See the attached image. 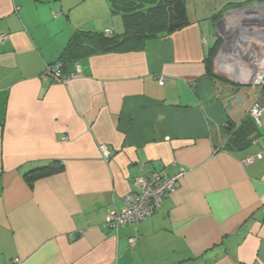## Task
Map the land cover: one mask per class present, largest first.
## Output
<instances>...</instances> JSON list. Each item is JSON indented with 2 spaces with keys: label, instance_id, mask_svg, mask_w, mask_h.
I'll return each instance as SVG.
<instances>
[{
  "label": "crops",
  "instance_id": "obj_1",
  "mask_svg": "<svg viewBox=\"0 0 264 264\" xmlns=\"http://www.w3.org/2000/svg\"><path fill=\"white\" fill-rule=\"evenodd\" d=\"M187 11L182 30L69 63L83 75L61 83L42 75L73 35L122 34V16L110 0H0V264H264V116L238 132L264 106V0ZM219 40L211 70L229 84L207 70ZM55 161L61 172L25 179ZM181 170L158 213L105 226L138 178Z\"/></svg>",
  "mask_w": 264,
  "mask_h": 264
},
{
  "label": "trees",
  "instance_id": "obj_2",
  "mask_svg": "<svg viewBox=\"0 0 264 264\" xmlns=\"http://www.w3.org/2000/svg\"><path fill=\"white\" fill-rule=\"evenodd\" d=\"M189 0H110L112 11L122 16L125 30L122 34H111L91 31H78L71 38L65 51L55 64H60L61 73L67 77L71 72L67 70L69 63H78L86 57L102 55L111 52H130L144 48L146 43L153 39L163 38L187 27L189 22L187 2ZM234 5L225 6L213 17L217 21L233 8ZM219 40L210 49L208 57V73L216 80L229 84V81L220 79L212 73V63L215 54L220 48ZM54 64V65H55ZM251 121V122H250ZM238 132L257 129L252 117ZM234 124L229 122V132L234 133ZM241 135V133H239ZM245 148L251 144L246 138H242ZM61 164L55 161L45 167L30 171L25 179L34 183L38 179L48 177L62 171Z\"/></svg>",
  "mask_w": 264,
  "mask_h": 264
},
{
  "label": "built area",
  "instance_id": "obj_3",
  "mask_svg": "<svg viewBox=\"0 0 264 264\" xmlns=\"http://www.w3.org/2000/svg\"><path fill=\"white\" fill-rule=\"evenodd\" d=\"M111 35L109 31L105 32ZM5 37L0 38V44ZM206 43V40H205ZM81 67L78 65L76 72L65 77L61 73L60 64L48 66L42 75L44 81H55L65 83L70 79L80 78L82 76ZM257 83L264 84V75L257 77ZM160 85H164L165 78L161 77ZM251 117L261 126V119L264 116V106L255 103L251 109ZM100 150L106 159H109L111 152L107 146L101 145ZM257 156L248 157L243 161L244 165H253ZM185 171L181 170L177 175L172 177L164 176L159 172H150L141 176L136 181V190L125 198L126 206L122 211H111L107 217L105 226L111 230L118 231L126 226L135 225L147 220L161 210L164 199L171 193L175 192L177 184L185 175ZM129 244L133 248L136 245V238L131 237ZM11 264H19V260L15 259Z\"/></svg>",
  "mask_w": 264,
  "mask_h": 264
},
{
  "label": "water",
  "instance_id": "obj_4",
  "mask_svg": "<svg viewBox=\"0 0 264 264\" xmlns=\"http://www.w3.org/2000/svg\"><path fill=\"white\" fill-rule=\"evenodd\" d=\"M235 101H236L235 97L230 98V99L228 100V103H227L228 106L231 107L232 103L235 102ZM239 101H240V102L242 101L241 98H240Z\"/></svg>",
  "mask_w": 264,
  "mask_h": 264
},
{
  "label": "rangeland",
  "instance_id": "obj_5",
  "mask_svg": "<svg viewBox=\"0 0 264 264\" xmlns=\"http://www.w3.org/2000/svg\"><path fill=\"white\" fill-rule=\"evenodd\" d=\"M215 33V32H214ZM214 35V34H213Z\"/></svg>",
  "mask_w": 264,
  "mask_h": 264
}]
</instances>
